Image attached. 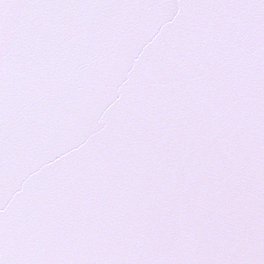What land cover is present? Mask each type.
Wrapping results in <instances>:
<instances>
[{"label": "snow or ice", "instance_id": "6c2138e0", "mask_svg": "<svg viewBox=\"0 0 264 264\" xmlns=\"http://www.w3.org/2000/svg\"><path fill=\"white\" fill-rule=\"evenodd\" d=\"M0 264H264V0H0Z\"/></svg>", "mask_w": 264, "mask_h": 264}]
</instances>
